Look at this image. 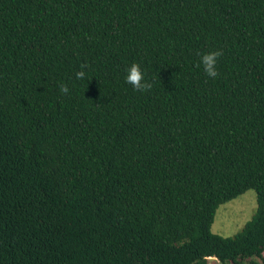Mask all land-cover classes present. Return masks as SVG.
<instances>
[{
  "label": "trees",
  "instance_id": "trees-1",
  "mask_svg": "<svg viewBox=\"0 0 264 264\" xmlns=\"http://www.w3.org/2000/svg\"><path fill=\"white\" fill-rule=\"evenodd\" d=\"M211 256L264 264V0H0V264Z\"/></svg>",
  "mask_w": 264,
  "mask_h": 264
},
{
  "label": "rangeland",
  "instance_id": "rangeland-1",
  "mask_svg": "<svg viewBox=\"0 0 264 264\" xmlns=\"http://www.w3.org/2000/svg\"><path fill=\"white\" fill-rule=\"evenodd\" d=\"M256 206V194L252 189L221 204L215 212L211 231L223 236L234 235L251 218Z\"/></svg>",
  "mask_w": 264,
  "mask_h": 264
},
{
  "label": "clouds",
  "instance_id": "clouds-1",
  "mask_svg": "<svg viewBox=\"0 0 264 264\" xmlns=\"http://www.w3.org/2000/svg\"><path fill=\"white\" fill-rule=\"evenodd\" d=\"M222 55L223 52L221 50H216V51H210L201 56L200 63L203 65L205 73L209 77L216 78L219 75L216 68V64L218 58L221 57ZM76 78L84 79L85 72L84 71L77 72ZM126 82L128 84H131L133 88L137 91H147L152 88V84L145 81L144 74L142 73L139 64L136 63H133L127 69ZM60 91L64 94H67L69 92V88L67 87V85H61Z\"/></svg>",
  "mask_w": 264,
  "mask_h": 264
},
{
  "label": "built area",
  "instance_id": "built-area-1",
  "mask_svg": "<svg viewBox=\"0 0 264 264\" xmlns=\"http://www.w3.org/2000/svg\"><path fill=\"white\" fill-rule=\"evenodd\" d=\"M208 264H219V261L216 257H208Z\"/></svg>",
  "mask_w": 264,
  "mask_h": 264
}]
</instances>
